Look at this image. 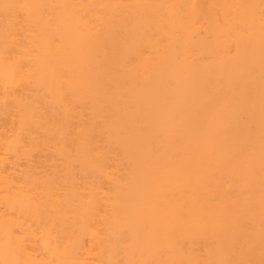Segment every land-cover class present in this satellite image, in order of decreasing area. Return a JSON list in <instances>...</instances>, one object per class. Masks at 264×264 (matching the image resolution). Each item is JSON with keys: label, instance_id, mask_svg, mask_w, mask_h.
Instances as JSON below:
<instances>
[{"label": "bare ground", "instance_id": "6f19581e", "mask_svg": "<svg viewBox=\"0 0 264 264\" xmlns=\"http://www.w3.org/2000/svg\"><path fill=\"white\" fill-rule=\"evenodd\" d=\"M0 264H264V0H0Z\"/></svg>", "mask_w": 264, "mask_h": 264}]
</instances>
